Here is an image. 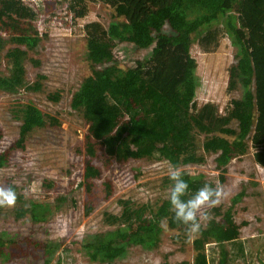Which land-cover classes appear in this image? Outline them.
<instances>
[{"label":"trees","instance_id":"trees-1","mask_svg":"<svg viewBox=\"0 0 264 264\" xmlns=\"http://www.w3.org/2000/svg\"><path fill=\"white\" fill-rule=\"evenodd\" d=\"M33 1L0 0V53L9 42L18 44L8 53L12 62L10 73L0 75V88L10 93L23 89L43 92L46 74H41L35 84L27 78L29 50L50 38L49 29L57 20L70 28L77 27L86 41L89 74L74 92L72 108L85 118L87 101H97L105 93L120 108L113 117L118 134L111 140L89 135V139L99 143L89 140L86 151L92 153L94 146L101 144L108 153L104 155L120 163L163 156L176 162L182 154L205 163V156L200 154L206 151L217 155L216 168L223 172H227L233 159L252 152L254 161L264 168V0H36L39 6ZM93 5H105L124 20L105 24L99 19H88ZM45 13L48 28L43 31L40 20ZM229 37L239 48L236 60L227 67V93L231 99L225 106L212 100L200 103L196 98L194 52L215 54ZM123 42L138 48L152 46V52L125 70L117 65L115 54L116 47ZM241 86L245 88L243 96L233 97L232 93ZM63 93L60 89L48 97L58 101ZM9 112L20 122L19 137L0 152V167L10 165L16 149L26 150L34 131L61 127L57 116L42 111L33 102H14ZM201 134L206 139L200 153ZM88 163L92 175H86L85 183L95 189L98 184L94 178H100L103 171L91 160ZM185 172L189 196L205 182L217 185L203 172ZM103 187L109 198L114 191L113 181L106 179ZM18 201L19 206L8 212L7 219L31 217L36 223L49 220L51 203L22 198ZM121 203V213L107 212L104 217L107 224L115 226L106 239L87 242L84 237L74 236L62 248L58 264H65L69 255L84 249L89 250L91 257L112 262L124 255L130 245L154 246L165 218L182 231L186 241L191 237L185 226L173 219L169 200L162 211H154L150 203L137 204L129 199ZM2 211L0 207V214ZM239 229L231 210L219 219L212 217L196 238L197 248L208 244L209 252H199L193 264H249L248 256L254 257L249 246L259 238H243ZM261 239L264 254V237ZM58 245L62 246L34 235L10 238L0 234V256L5 261L30 253L50 256ZM260 261L264 264V258Z\"/></svg>","mask_w":264,"mask_h":264},{"label":"rangeland","instance_id":"rangeland-1","mask_svg":"<svg viewBox=\"0 0 264 264\" xmlns=\"http://www.w3.org/2000/svg\"><path fill=\"white\" fill-rule=\"evenodd\" d=\"M32 4H40L34 0ZM46 13L42 16L41 27L45 31ZM88 19H99L105 24L120 22L113 10L105 5H93ZM51 36L37 48L29 50L26 61L27 78L35 84L41 74L43 92L23 89L10 93L0 88V152L12 145L19 137L20 122L14 120L9 112L14 102H33L47 113L60 119L61 127L54 130L34 131L26 150L16 149L10 157V165L0 167V184L11 186L17 193V201L12 207H1L0 234L10 238L34 235L49 241H57L58 249L50 256L42 253H30L27 256L13 257L5 261L0 256V264H58L60 252L74 236H81L87 242L93 239H106L115 226L107 224L104 217L107 212L119 214L123 210L121 200L129 199L137 204L150 203L154 211L165 209L172 182L168 178V169L179 166L191 173L203 172L208 178L223 187L226 195L221 203L210 209L213 218H220L227 211L234 213L240 236L259 238L251 244L253 256L248 263L261 264L264 258L261 251V237H264V168L253 159L252 152L233 159L227 172L216 168V156L206 151L200 154L206 161H196L182 154L174 162L170 157H149L120 163L110 160L102 145L94 146L95 151H86L89 135L100 140H111L118 133L113 117L120 112L117 103L105 93L99 100H88L85 105V118L72 108L74 92L89 74L86 60L87 45L77 27L70 28L57 20L54 22ZM169 28H167V31ZM18 44L9 42L0 53V75H8L11 68L9 51ZM232 38L223 43L215 54L195 51L197 68L196 98L200 103L216 101L225 106L231 99L227 93V67L236 60L237 50ZM152 46L138 48L130 42L120 43L116 49L117 65L125 70L134 66L138 58L150 55ZM63 89V97L56 101L50 99L51 92ZM245 88L241 86L232 93L233 97L243 96ZM92 95L87 98H91ZM54 98V97H53ZM205 134L198 138L199 152H203ZM89 160L100 167L103 174L95 177L98 187L92 189L85 183L86 175H92ZM110 179L114 191L108 198L103 183ZM93 193L94 195H91ZM22 198L25 201L51 203L53 208L47 222L36 223L31 217L17 221L7 219L8 212L15 210ZM166 224V227L163 226ZM207 224V222H206ZM160 231L154 246L146 244L130 245L126 253L112 262L91 257L89 250L69 255L65 264H176L187 261L193 264L199 252H209V245L198 249L196 238L186 237L165 218L160 223ZM243 264V263H241Z\"/></svg>","mask_w":264,"mask_h":264},{"label":"clouds","instance_id":"clouds-1","mask_svg":"<svg viewBox=\"0 0 264 264\" xmlns=\"http://www.w3.org/2000/svg\"><path fill=\"white\" fill-rule=\"evenodd\" d=\"M185 175V170L179 166L174 165L168 169V178L172 184L167 199L174 214L173 219L185 226L187 234L196 235L211 220L209 210L218 206L226 193L221 185L213 187L211 183L205 182L189 196L190 184ZM16 201L17 193L14 188L0 184V207H12ZM163 226L166 227V224Z\"/></svg>","mask_w":264,"mask_h":264}]
</instances>
